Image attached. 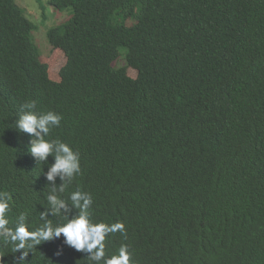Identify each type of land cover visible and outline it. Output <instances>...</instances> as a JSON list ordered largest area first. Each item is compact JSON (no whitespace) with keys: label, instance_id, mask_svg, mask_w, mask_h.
<instances>
[{"label":"trees","instance_id":"obj_1","mask_svg":"<svg viewBox=\"0 0 264 264\" xmlns=\"http://www.w3.org/2000/svg\"><path fill=\"white\" fill-rule=\"evenodd\" d=\"M50 3L71 10L48 30L67 58L59 81L41 59L37 24L17 0H0L8 227L25 214L39 229L49 207L47 165L15 129L22 105L35 101L37 111L63 117L48 139L80 153L82 173L62 197L90 192L94 220L126 226V237H106L107 255L127 244L132 264H264V0ZM63 240L36 245L26 264H92ZM22 252L0 240V264Z\"/></svg>","mask_w":264,"mask_h":264},{"label":"clouds","instance_id":"obj_2","mask_svg":"<svg viewBox=\"0 0 264 264\" xmlns=\"http://www.w3.org/2000/svg\"><path fill=\"white\" fill-rule=\"evenodd\" d=\"M22 107L24 111L15 120V129L31 137L27 150L37 163L44 162L47 165V172L42 173L51 191L46 196L49 207L40 212L44 224L35 230L29 229L25 214L16 218L14 227H8L6 213L10 207V194L0 193V240L11 244L14 253L23 250L14 264H26L25 258L32 248L61 236L65 245L87 253V259L92 264H100L101 261L103 264H132L133 254L127 244H121L111 255L106 254V237L117 232L126 237V226L122 221L106 223L94 220L90 212L94 203L90 192L77 188L67 199L61 195L82 173L79 151L59 139H48L52 129L61 126L62 115L55 111H37L35 101L26 102ZM50 156L53 162L49 164ZM57 177L60 179L59 184L56 182ZM58 216H64L66 222L54 225L49 221V217Z\"/></svg>","mask_w":264,"mask_h":264},{"label":"rangeland","instance_id":"obj_3","mask_svg":"<svg viewBox=\"0 0 264 264\" xmlns=\"http://www.w3.org/2000/svg\"><path fill=\"white\" fill-rule=\"evenodd\" d=\"M50 1L17 0V3L25 9L29 18L37 24L34 37L42 52L41 59L48 64L51 78L59 81L60 70L66 64L67 58L62 50L50 44L48 30L66 22L71 17V10H58L51 5ZM128 24H133V21L129 20ZM122 52L126 53L127 49L123 48ZM125 63V56L122 55L115 65L119 67L125 65ZM129 74L134 78L137 77V72L134 69H130Z\"/></svg>","mask_w":264,"mask_h":264}]
</instances>
